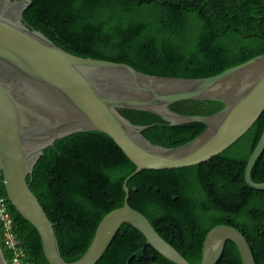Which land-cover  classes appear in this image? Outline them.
Returning <instances> with one entry per match:
<instances>
[{
  "label": "trees",
  "instance_id": "obj_1",
  "mask_svg": "<svg viewBox=\"0 0 264 264\" xmlns=\"http://www.w3.org/2000/svg\"><path fill=\"white\" fill-rule=\"evenodd\" d=\"M26 24L56 46L79 57L124 63L165 77L204 78L264 53V0H28ZM216 101L184 100L178 114L209 116ZM153 145L175 147L201 134V123L169 125L147 111L121 109ZM264 131V112L225 151L205 163L142 171L128 182L130 207L189 263L201 264L203 240L216 225L238 229L255 263L264 264V191L244 180L249 156ZM135 165L107 135L75 133L45 149L27 182L52 222L61 257L78 260L101 219L121 207L123 182ZM251 179L264 182V152ZM0 190L6 196L1 184ZM9 203V202H8ZM13 231L29 264H48L36 230L8 204ZM0 251L6 264L10 254ZM96 264H173L146 244L131 225L119 228ZM217 264H242L228 241Z\"/></svg>",
  "mask_w": 264,
  "mask_h": 264
},
{
  "label": "water",
  "instance_id": "obj_2",
  "mask_svg": "<svg viewBox=\"0 0 264 264\" xmlns=\"http://www.w3.org/2000/svg\"><path fill=\"white\" fill-rule=\"evenodd\" d=\"M28 4L0 0V176L8 202L36 230L48 264H96L124 223L169 262L191 264L146 216L130 207L128 182L142 171L205 163L242 137L264 112V53L204 78L148 75L124 63L66 52L23 21ZM184 100L216 101L224 107L209 116L170 109ZM121 109L151 112L171 126L196 122L205 128L182 145L161 147L143 136L149 125L132 124ZM86 131L109 136L135 169L123 182V205L101 219L85 253L66 262L53 224L27 179L45 149ZM263 152L264 131L244 171L246 184L257 191H264V182H254L251 170ZM228 241L236 246L242 264H256L247 239L228 225H216L206 233L201 264H217ZM0 264H5L1 251Z\"/></svg>",
  "mask_w": 264,
  "mask_h": 264
},
{
  "label": "built area",
  "instance_id": "obj_3",
  "mask_svg": "<svg viewBox=\"0 0 264 264\" xmlns=\"http://www.w3.org/2000/svg\"><path fill=\"white\" fill-rule=\"evenodd\" d=\"M1 184H2V179L0 176V185ZM8 204L9 203L7 197L4 196L0 190L1 239L4 248L10 254L8 264H29L26 257V253L23 247L20 245V242L13 231L14 223L9 212Z\"/></svg>",
  "mask_w": 264,
  "mask_h": 264
}]
</instances>
